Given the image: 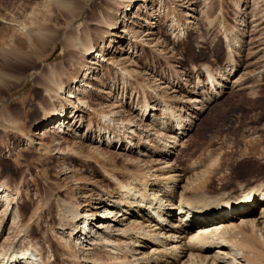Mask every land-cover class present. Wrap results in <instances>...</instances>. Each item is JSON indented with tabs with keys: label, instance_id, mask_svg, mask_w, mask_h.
<instances>
[{
	"label": "rangeland",
	"instance_id": "rangeland-1",
	"mask_svg": "<svg viewBox=\"0 0 264 264\" xmlns=\"http://www.w3.org/2000/svg\"><path fill=\"white\" fill-rule=\"evenodd\" d=\"M182 29L186 37L178 36ZM230 50L236 72L195 119L189 103L204 100L205 68L223 72ZM101 51L109 62L99 60ZM142 86L152 103L143 117ZM73 92L78 98H68ZM164 100L193 122L173 152L159 142L179 136L178 126L169 135L159 125ZM74 107L78 116L66 134L38 135ZM220 115L221 129L204 134V124ZM129 141L134 149L123 152ZM239 160L250 171L228 176ZM147 170L177 171L184 180L207 172L210 196L225 187L238 196L237 184L264 179V0H0V190L18 197L6 216L0 204V253L20 232L14 223L32 230L30 237L22 233L19 250L42 253L36 264L111 263L104 248L87 252L77 243L79 230L70 237L74 232L58 226L69 209L99 203ZM242 231L252 237L250 228ZM241 246L251 264L260 263L254 252L264 254V246Z\"/></svg>",
	"mask_w": 264,
	"mask_h": 264
},
{
	"label": "bare ground",
	"instance_id": "bare-ground-1",
	"mask_svg": "<svg viewBox=\"0 0 264 264\" xmlns=\"http://www.w3.org/2000/svg\"><path fill=\"white\" fill-rule=\"evenodd\" d=\"M145 1L139 0V2ZM126 32L127 30H123V33ZM179 35L186 37L188 32L186 33V30L182 29L179 31ZM94 49L92 44L89 45L87 47L88 54L92 55ZM233 53V50H230L228 64L223 72L216 74L213 69L211 71L208 67L205 68L208 82L202 87L204 88L202 91L204 93L203 101L194 100L189 103L182 100L180 102L182 104L189 103L193 106V110L195 108L198 110L197 115L192 116L195 119L224 93L225 85H223L222 79L226 80L224 77H230L236 72V70L233 71L237 67L236 56ZM97 57L101 62H109L102 51L98 53ZM181 59L184 61L183 56ZM111 65L116 66V63L112 62ZM185 81V89L187 87L189 90L191 87L188 86V80ZM78 82L80 83V81ZM197 83H201L199 79ZM180 84L183 82L179 76H176L173 87L178 88ZM82 85L88 87L84 83ZM76 88L74 91L79 92L80 89ZM142 90L144 105L141 115L143 117L152 112L150 111L152 103L145 86H142ZM188 92L192 94V91ZM68 98L78 97L74 96L73 92L69 94ZM157 98L163 99L158 92ZM77 100L81 102V99ZM163 102L165 108L161 109L158 118L161 129L170 135L176 126L179 127V136L172 132V135L165 139H159L163 145L162 150L170 152L176 148V140L178 141L184 136L187 137L185 133L191 131L193 122L179 114L177 109L167 101ZM77 110V107H74L70 112L65 110L60 112L57 119L49 122L38 135L46 136L54 131L66 134L68 122L75 120L78 116ZM219 117L222 115L214 118L209 125L210 121L208 120L207 124H204V130L201 131L208 134V132L213 133V131L217 132L221 129L222 125L226 123V119L220 120ZM231 120L228 117V122ZM134 127L136 126H131L129 131L131 130L132 134L137 135L136 131H132ZM100 140L106 143L104 138ZM126 146L125 149L123 148V152H132L135 145L129 141ZM138 153L137 156H145L144 152ZM168 167L166 166L165 169ZM230 167L231 169H228L231 172L228 171V176L230 173L242 176L250 171L249 166L241 163V160ZM227 175L221 176L222 181L225 185H232L229 184L230 182L227 183ZM207 177V172L201 171L197 172L193 179L184 180V175H180L177 171L154 174L147 170V172L136 176L130 183L128 182L129 184L118 185L119 189L114 195L104 197L99 203L89 201L86 204L79 203L76 207H70L71 209L66 211L63 220L60 221L59 230L74 232V234H70V237L79 230L76 234L77 243L86 247L87 252L96 248H104L112 256L111 263L108 264H251L250 257L244 255L238 248L242 247L241 244H256V242L264 246V179L258 180L256 185L237 184L238 196H234L232 194L234 192L231 191L225 192L226 187L223 190L220 189L218 194L210 196L207 194L209 193ZM113 182L121 184L117 179ZM17 200L18 197L0 190V204L6 205L4 216L10 209H14V205L18 204ZM80 224L83 230L89 228V232L80 233ZM17 228L20 229V232L17 231L12 236L13 241L0 253V264H36L34 257L40 258L39 261H41L43 255L38 253L35 248L32 253L29 250L24 252L19 250V244L22 245V237H30L33 232L29 226L13 223L11 229L16 232ZM249 228L252 237L250 235L248 237L242 231ZM65 233L67 234V232ZM79 234L86 235L84 241H79L81 238H78ZM242 238L244 240H241ZM36 245L40 248L38 242ZM143 249H149V253H143L141 251ZM254 254H256L254 259L262 264L264 254L260 255L259 250H255ZM92 264L94 263L92 262Z\"/></svg>",
	"mask_w": 264,
	"mask_h": 264
}]
</instances>
